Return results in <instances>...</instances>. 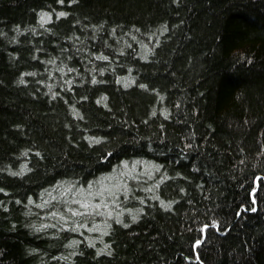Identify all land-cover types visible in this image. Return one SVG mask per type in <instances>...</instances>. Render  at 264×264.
<instances>
[{"label":"trees","instance_id":"obj_1","mask_svg":"<svg viewBox=\"0 0 264 264\" xmlns=\"http://www.w3.org/2000/svg\"><path fill=\"white\" fill-rule=\"evenodd\" d=\"M0 33V264H199L190 244L211 219L221 231L209 229L204 264H264V186L251 192L264 171V0H0ZM90 184H127L147 203L117 192L128 227L73 216ZM140 206L132 221L125 208ZM104 244L112 254L97 256Z\"/></svg>","mask_w":264,"mask_h":264},{"label":"snow or ice","instance_id":"obj_2","mask_svg":"<svg viewBox=\"0 0 264 264\" xmlns=\"http://www.w3.org/2000/svg\"><path fill=\"white\" fill-rule=\"evenodd\" d=\"M57 2L59 4H63L65 2V0H57ZM74 2H75V0H68V3H74ZM177 2H179V0H177ZM68 15H69L68 12L61 10V11H58L56 13V18L59 19L60 17H66ZM52 18H53V12L52 11L41 10L39 19L42 22V24L44 22H46V21L52 20ZM164 30L166 31L167 29L165 28ZM48 31L51 32L52 29L49 28ZM0 35H3V33H0ZM66 38L67 39H71V37H66ZM119 51L122 52L123 49H119ZM149 51H151V49H149ZM143 58L144 59H148V57L146 55ZM98 59L107 61V60L110 59V57L108 55H105L103 52H101L100 55L98 56ZM54 62L55 61H51V63H54ZM61 71H63V69H61ZM100 71H105V69L101 68ZM32 75H35V73H32ZM21 82L22 83H27V81L23 80V79L21 80ZM41 83H43V81H41ZM93 83H96V81L93 80ZM133 83H135L134 80H133ZM127 86H128L127 83H125V87H127ZM139 86L141 88H144V89H148V87H149L148 84H146V83H142ZM151 91L156 92L157 89L153 88V89H151ZM53 95H55V93H53ZM82 99H86V97H82ZM104 99H106V96L102 97L101 100H98L97 102L98 103H102ZM73 107H75V106H73ZM105 107H107V104H105ZM163 114L165 116H168L169 113H168L167 110H164ZM73 115H82V114L79 112V109H75L74 112H73ZM151 115L155 116L156 115V111L153 110L151 112ZM161 127H163V125H161ZM89 139L92 142H94V143L98 142L93 137H89ZM191 147H192V145L188 144L185 141V148L187 149V148H191ZM181 155H183V151L181 152ZM124 163L127 164V161H125ZM241 163H243V161H241ZM23 167L26 168V165L23 166ZM162 167H163L162 165H154V168L157 171H159V169H161ZM197 171H198V169H197ZM12 174L13 175H17V174L23 175V172H20V173L13 172ZM175 175L177 177H182L183 173L182 172H176ZM165 179H171V178L168 177L167 174L165 173L164 176L160 177L159 181L156 184L152 185L149 188H145L144 191L155 192L160 187V183L163 180H165ZM185 179H187V178L185 177ZM254 183L256 184V187H252L251 188V192L252 193L258 192L259 188L264 186V171H262L260 174L254 176ZM197 187H200V185H197ZM241 187H243V185H241ZM91 189H92V185L90 184L88 186V189H84L81 193H79L81 198L75 200L74 203L80 205V207L69 208V212L73 216H76V217H83L84 213H86V212L93 213V218H94V216L96 214L103 215L105 217H115L116 223L122 224L124 227H128V225L124 222V219H123L124 213L118 211V209L121 206V202L118 199H116V195H117V192H119V193H132V189L127 184H124L122 186L117 187L116 191H109L107 189L91 191ZM179 191L180 192H185L186 189L181 187V188H179ZM0 192H5L6 193L7 189H5L3 187H0ZM106 195L108 197H111V201L110 202L113 205H115L114 208H109L108 201L105 200V196ZM93 197L98 198V199H93ZM125 198L126 199L140 200L144 204L147 203V201L144 200L142 197L135 196V193H132L131 196H126ZM154 198L159 200L160 206L162 208H164L165 210L172 209L173 208V204L176 203L175 200H167V201H165V200L161 199L159 196H155ZM28 199H29L30 203H33V204L35 203V201L31 197H29ZM255 200H256V196H253L252 197V201L255 202ZM89 201H91V203ZM17 203H20V201L17 200ZM191 203L192 202L189 201V204H191ZM2 204H3V201H0V205H2ZM39 207L43 208V207H45V205L42 203V204L39 205ZM100 208H103L104 212H102V213L99 212ZM239 208H243L245 210H248V205H240ZM81 209H83V211ZM250 210L251 211H256L257 209L253 207ZM125 211L128 212L129 214H131L132 221H135V220L139 219V215L138 214L142 213V212H145L146 210H145V208L143 206H140V207H138L135 210H133L132 208H125ZM192 211L195 212V211H197V209L193 208ZM209 211H212V210L211 209H205V213H207ZM52 214L61 217L62 220H66L67 219V217H63L61 215V213H59V212L52 213ZM213 215H214V213H213ZM235 215L236 216H240V215H242V213H241V211L237 210L235 212ZM103 223L105 224V228H102V229L91 228L89 230L90 231H97V230L106 231L108 228L111 227V225L108 224L107 220H105ZM35 227L38 230H43V229L48 228L49 225L41 223V224L35 225ZM80 227L89 228V224L87 222H85L82 225L81 224H76L75 226H73V225H70V224H68L66 222L64 223V228L72 230V231H78ZM210 228L215 229L217 232L221 231V222H220V220L211 219L209 223H202L199 226V228L196 229V231L199 233L198 238L193 239V241L190 244L191 249L195 253V259L199 261V264H204V261L202 259H200L199 251H200L202 245L206 242V240L208 238V231H209ZM230 228H231V225L228 224V225L224 226L223 231L227 232V231L230 230ZM52 235H59V233H52ZM97 239H101L102 240V237H97ZM79 243H80V241L79 240H75V239L69 241V245H71V246H77V245H79ZM88 244L90 246H92V247H95V240H91V239L88 240ZM30 251H37V250L30 249ZM102 253H107L108 255L112 254L109 244H104V246L102 248L98 249V251L96 252V255L99 256ZM72 255H76V253L73 252L71 255H69L67 257H65L64 255H61L59 257V259H61V260H64V259L71 260ZM53 259H55V257ZM184 259H186L188 261H191L193 259V257L192 256H185Z\"/></svg>","mask_w":264,"mask_h":264}]
</instances>
